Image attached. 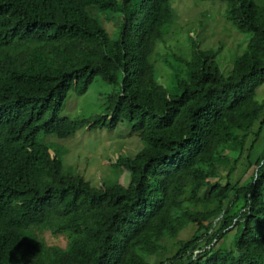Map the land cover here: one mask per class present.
I'll return each instance as SVG.
<instances>
[{
    "label": "trees",
    "instance_id": "obj_1",
    "mask_svg": "<svg viewBox=\"0 0 264 264\" xmlns=\"http://www.w3.org/2000/svg\"><path fill=\"white\" fill-rule=\"evenodd\" d=\"M198 1L241 39L188 30L173 95L151 57L179 45L177 0H0V264H264V0ZM114 11L115 39L94 14ZM96 76L119 85L103 110L60 115ZM123 122L142 142L110 160L125 183L93 186L43 139Z\"/></svg>",
    "mask_w": 264,
    "mask_h": 264
},
{
    "label": "rangeland",
    "instance_id": "obj_2",
    "mask_svg": "<svg viewBox=\"0 0 264 264\" xmlns=\"http://www.w3.org/2000/svg\"><path fill=\"white\" fill-rule=\"evenodd\" d=\"M138 2L139 0H131L130 8L135 10L138 7ZM177 3L178 6L176 5L174 8L176 19L172 25V30L181 29V35L178 36L179 45H169L171 50L160 51L157 55L155 53L151 57L158 82L173 95L179 94L181 91L173 82V75L183 67L173 60L174 55L190 58L188 30L192 31L193 35L200 34L199 39L202 48H220V53L224 52L226 48L233 47L235 41L239 42L241 39V34L224 17L223 3L215 1L214 5L209 2L203 5L198 0H177ZM210 5L213 7H210ZM217 9L218 11L215 12ZM213 10L217 15L215 14L211 19L210 14ZM208 12L210 14L206 16L204 13ZM95 15L102 21L110 38H117L119 24L122 19L121 12L114 11L111 14L96 13ZM160 43L158 42L156 50ZM223 55L226 54H220V56ZM226 56L222 59L223 63L228 61ZM216 59L219 60V56ZM121 78L122 75L118 73V80ZM118 86V84H108L102 81L99 76H96L86 92L76 94L74 90H70L60 115L71 118H89L96 115L103 110L107 95L115 92ZM263 97L264 83L257 89L256 99L261 100ZM256 128L257 126L254 127V130ZM44 138L50 142L54 150L57 152L63 151L62 162L64 169L82 174L85 179L96 187L100 186L102 182L111 183L117 181L125 183L127 181V171L123 167H114L110 160H114L118 155L133 156L142 147V142L138 135L130 134V125L127 122L120 123L111 130L105 127L89 128L84 126L63 139L53 135L43 136ZM252 139L253 137L248 139V145ZM192 231L193 227L188 226L180 237H187ZM158 259L159 257L155 256L148 258L152 264Z\"/></svg>",
    "mask_w": 264,
    "mask_h": 264
},
{
    "label": "clouds",
    "instance_id": "obj_3",
    "mask_svg": "<svg viewBox=\"0 0 264 264\" xmlns=\"http://www.w3.org/2000/svg\"><path fill=\"white\" fill-rule=\"evenodd\" d=\"M119 1V0H118ZM94 14H96L95 12H94Z\"/></svg>",
    "mask_w": 264,
    "mask_h": 264
}]
</instances>
